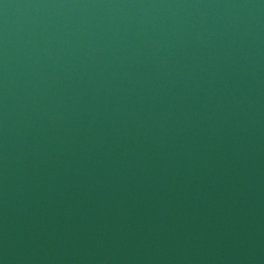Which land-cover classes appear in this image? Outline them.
Returning a JSON list of instances; mask_svg holds the SVG:
<instances>
[{"label":"water","instance_id":"obj_1","mask_svg":"<svg viewBox=\"0 0 264 264\" xmlns=\"http://www.w3.org/2000/svg\"><path fill=\"white\" fill-rule=\"evenodd\" d=\"M0 264H264V0H0Z\"/></svg>","mask_w":264,"mask_h":264}]
</instances>
